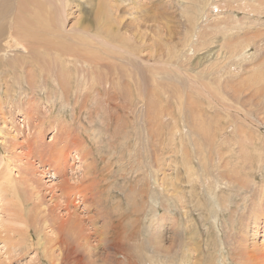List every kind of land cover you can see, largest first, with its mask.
<instances>
[{
  "label": "rangeland",
  "instance_id": "obj_1",
  "mask_svg": "<svg viewBox=\"0 0 264 264\" xmlns=\"http://www.w3.org/2000/svg\"><path fill=\"white\" fill-rule=\"evenodd\" d=\"M22 1L11 0L10 7ZM102 1L116 7L111 9V20L115 25L122 21L124 35L132 41L128 44L143 51L142 59L136 61L139 68L150 67V72H129L139 79L143 91V99L134 98V115L92 101L93 93V100L99 99L97 91L77 92L82 86V69L62 72L53 69L57 66L53 60L49 69L54 72L48 68L49 72H32L30 62L22 71L0 62V103L4 107L0 173H7L22 199L28 200L27 210L22 207L25 216L36 213L29 218L38 220L52 205L53 197H62L57 186L63 179L50 173L49 163L25 157L29 152L26 139L34 132L31 129L62 111L66 128L69 126L73 137L79 135L83 143L70 147L66 178L72 193L81 190L83 175L89 170L86 164H90L94 172L86 181L93 184L96 198L85 204L73 196L69 209L62 207L54 218L63 217L65 222L79 217L82 235H90L89 245L79 251L87 264L264 262L254 256L264 251V194L260 191L264 185V0ZM81 3L84 7L68 20L66 30H73L77 23L92 27L98 23L94 2L89 6ZM0 7L2 16L7 9L2 0ZM20 54L16 51L8 59L16 61ZM48 62L43 56L41 65ZM86 77L91 78H87L90 87L96 85L90 72ZM55 79L58 91L69 93V101L57 100L54 109L46 96L57 90ZM43 87L47 90L39 91L35 99L41 100V121L34 116L30 130L25 129L24 114L20 108L14 112L11 95L19 88ZM7 88L9 96L4 94ZM28 97L32 98V93ZM23 103L20 100L16 105ZM125 105L130 106L126 98ZM118 116L122 124L116 123ZM16 129L22 130V135L12 134ZM56 132L54 127L45 130L40 142L46 150L54 144ZM22 178H29L28 182ZM32 188L43 196L38 201L42 205L39 213L37 201L30 200L34 198ZM62 198L65 202L66 197ZM253 201L259 203L256 228L248 218ZM1 209L0 205V264H49L42 250L45 245L37 246L42 240L50 246L54 237L50 228L44 226L37 235L32 229L31 249L27 243L14 249L12 244L22 241L21 233L17 234L21 226ZM106 232H111L108 242ZM114 235L118 236L115 244ZM117 245L120 248H115ZM23 246L26 253L21 252ZM54 254L62 258V252L55 250Z\"/></svg>",
  "mask_w": 264,
  "mask_h": 264
},
{
  "label": "bare ground",
  "instance_id": "obj_2",
  "mask_svg": "<svg viewBox=\"0 0 264 264\" xmlns=\"http://www.w3.org/2000/svg\"><path fill=\"white\" fill-rule=\"evenodd\" d=\"M10 1L11 0H2L4 7L7 9L4 11L2 16L0 14V59H3V61L0 62H2L5 67H8L10 69L17 68L18 70L20 69L22 71L24 70V67H26V63L30 62L28 67H30V70L32 68V72H35V70L36 71L40 70V72H49L50 71L49 68L53 66L52 63L53 60H56L57 66L54 65L53 69H57V70L60 69L62 70V72H69V73L73 71L76 72L77 71L76 69H82V72L79 75V77L81 78V79L79 78V80L81 81L82 86L80 89H78L77 92H83L84 94H87L88 92L97 91L96 95L99 97V99L96 98L93 100L94 98V93H93L92 101H96L97 104H100V102L102 105L106 104L108 107H112L113 110H116L119 113L121 112V110H123L125 113L127 111L128 112L127 114L130 113L133 114L134 110L131 109V107L134 109L137 107L136 103L133 104L134 98L143 99L142 96L143 91L141 89L142 85L140 86L139 79H137L133 74L134 72L135 73L143 72V71L150 72V67L149 65H147L145 69L143 68L144 66H140L142 67V69L139 68V65L136 61L142 59L141 54L143 51L137 48L136 44L135 45L128 44L129 41H130L129 43H131L132 41L128 39L130 37L124 35L125 31L123 32L122 30L124 28L122 26V21L118 20L119 24L115 25L114 22L111 20V16L113 15L111 9L112 8L116 9L114 5L112 6V4L109 3H108L109 5H107L102 0H95V1L94 0H89V1L87 0H23L20 4L17 3L16 6L10 7L11 5ZM81 2H84V4H86L87 6H89L94 2L93 4L96 6L95 18L98 23H96L97 25L95 24L93 27L84 23H77L74 26L73 30L68 31L66 30V24L68 20L73 18V16L75 15V13L79 8L84 7V5ZM116 6H118L117 3ZM228 6L229 5H227V7ZM74 7L76 8V11L73 9ZM1 10L2 9L0 7V12ZM117 19L119 18L117 17ZM2 22H4V24ZM126 32H128V30H126ZM134 34H136L137 38L143 41L142 36H137L138 34L137 31ZM16 51H19L21 53L20 58L16 59L17 62L15 60L10 61L8 57H10ZM43 56H45V58L50 60L48 64L46 63L47 65L44 63L41 65ZM47 68L49 71L47 70ZM50 72H54V70ZM87 72H90L91 74V77L93 79L92 83L96 84L93 87L89 86L91 80L90 82H88L87 78L88 79L91 78L86 77ZM129 72H133V74ZM47 77H43L45 79L47 78L46 83L49 79V76ZM126 80L128 81L127 84H126ZM53 81L55 84V88H57V90L49 91V94H47L46 98H47V102H49L52 105V107L55 109L57 108L55 107L56 103H58L57 100L61 101V103H65L64 99L66 98L67 100L69 99L68 98L69 93L65 91L63 92L58 91V87L60 86L59 81L57 79ZM44 90H47V88L43 87L40 90H25L24 88H19L17 89V93L15 94L13 93V95H11V97H14L13 102L15 104H13L12 106V108H14V112H16L18 108H20L19 112H22L24 114V121L26 123V126L24 127L25 129L26 127H28L30 130V128L32 127V124L30 123L33 122L34 116L41 121V116H40L41 114L40 108L42 106L41 100H35V99H37L38 97L36 96V94H39V91L40 93H42ZM133 92H135V95L138 97H134ZM10 93L11 91L10 90L8 91L7 88L4 94L9 96ZM31 93L34 98L28 97ZM23 96H26L25 101ZM125 98L128 99V102L130 101V106H128L129 103L128 105H125ZM20 100H22V102L24 103L22 104V106L18 107L16 103H18ZM3 110L4 107L2 103H0V116L4 114ZM59 112L60 114H57V112H55L56 115H53L52 113L47 118L42 117L46 119H42L41 123L39 122L40 124L35 125L31 129V131L34 130V132L32 133L35 135H32L31 137L32 134L31 133L30 136H28L26 139L29 145V147H27L29 149V152L25 154L26 155L25 157H27L28 159L30 158L38 159L42 164L49 163L50 165L49 167L51 169L50 173H52V175L55 177L57 176V178L63 179L61 184H58L57 187L58 190L59 189L61 190V196L66 197V199L64 198L65 202L62 201L63 199L62 197H60L61 201L60 199H58V197L55 198L53 197L52 202L54 204L51 203L52 205L48 207V209L46 210L48 213L46 212L44 213V215H42L43 214L42 213L38 220L29 218L36 213L32 214L31 212H29L32 215L29 217L25 216L24 212L27 210V209L25 210V208L27 206L26 202L28 200L24 201L22 199V195L19 188L14 187L15 184L10 179L9 175L5 172H1L0 173V205L2 208L1 213L3 214L7 213L8 216L7 215L5 216H7L8 218L14 217L13 218L14 222L21 226V228L17 230V234L21 233L20 240L22 241L17 242V240L15 239L16 241L14 242V244H12L14 246V247L12 246L14 249H16L17 246L22 245L23 243L29 244L28 245L29 248L27 247L28 249L34 247L33 239H32L33 237L31 232L32 229L36 232L37 235V233L40 234L41 228L47 226L48 228H50L51 233L53 232L52 234H54V237H51L50 241L48 240L50 244L48 243L47 244L50 246H46V244H43L44 242L43 240L42 242L39 240L40 243L38 242L39 244L37 247L39 246L44 247L45 245V248L43 249L41 248V249L45 251L44 254L45 257L48 259L49 264H87L86 260L82 255H80L79 251L80 249L86 248L89 245L88 239L90 235H88L87 237L82 235L83 234L82 230L78 225L79 217L75 216V218H70L65 222H63L62 220L63 217L54 218L55 212L57 210H60L62 207L69 209L67 206L73 204V200H71L73 196H79L80 197L79 200H81L85 204L89 203L90 200L96 198L93 184L90 185L89 182L86 181L87 180L86 178L90 176L91 173L94 172L90 164H86L88 165L89 170L86 171L83 175L82 185L79 186L82 187V189L81 190L76 189V191L74 190L75 193H72L73 189L71 182L66 178V176L68 175L67 174L68 159L70 158L68 152H70L69 151L70 147L71 148L81 147L83 143L81 142L82 138L79 135L73 137V132L69 126L68 128H66L68 122L66 121L65 116L61 114L63 112L62 111ZM61 120H63V122ZM121 121L122 119L118 116L116 123L122 124ZM3 123H7V122L3 120ZM63 126L65 129H63ZM52 127H54V131L57 130L56 135L54 137L55 141L54 144L52 143V145L49 146L50 149L46 150L44 144H42L41 142L44 139L45 130ZM148 130L150 136L149 126H148ZM3 132L4 130L1 131V134ZM22 133H23L22 130L16 129L15 131H13L12 134H16L17 136V134L22 135ZM16 136L13 135V138H15ZM41 138L43 139L41 140ZM96 145L99 144L96 143ZM10 146L11 145H9V148ZM83 153L86 154L87 152L83 151ZM86 160L87 159H85V161ZM28 179L27 181L26 178L23 179L24 180L23 182L25 183L28 182ZM32 189L35 190V191L32 190L34 192V198H33L34 200L32 198L30 200L34 201V203L35 201H37V206H38L37 213H39V211L41 210L39 207L42 208V205L38 201L39 198L42 199L43 196L41 192L37 190V188H32ZM260 191L261 193L263 192L262 193L263 195L264 185L261 186ZM253 197L257 198L256 193H254ZM252 204L253 207L251 208L249 207L251 210L248 214L249 215L248 218L250 220H253V224H255L252 226V228H256L257 225L259 226L260 223L258 219L259 213H257L256 215V211H255V208L256 206H258L259 203L256 204L253 201ZM32 205L34 206V204ZM22 207L24 208L25 211L23 210ZM12 212H14V214L10 215L12 214ZM254 217L256 218L254 219ZM1 218L3 217L0 214V219ZM111 227L112 225L110 226V228ZM12 233L14 235V231H12ZM96 234H98V230L96 231ZM106 234H107L106 241L108 242L111 232L110 233L106 232ZM248 235L246 236L248 237ZM117 239L118 236L114 235L113 236L114 244L116 243ZM30 241L32 244L30 243ZM23 247H21L20 249H22ZM115 248H120V247L117 245L115 246ZM25 249L26 248L24 247V249L21 250V252L26 253V251L28 250ZM55 250L59 251L60 253L62 252L61 259L58 256H57L58 258L55 257L54 254ZM9 254H11V251L8 250V255ZM254 256L256 258H262L264 261V251H260L256 253ZM9 259L10 258H8V260ZM257 264H264V262L261 261L258 262Z\"/></svg>",
  "mask_w": 264,
  "mask_h": 264
}]
</instances>
